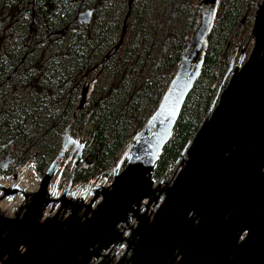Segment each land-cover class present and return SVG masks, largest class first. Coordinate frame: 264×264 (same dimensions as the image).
I'll return each mask as SVG.
<instances>
[{"label": "water", "instance_id": "obj_1", "mask_svg": "<svg viewBox=\"0 0 264 264\" xmlns=\"http://www.w3.org/2000/svg\"><path fill=\"white\" fill-rule=\"evenodd\" d=\"M218 4L198 0L176 70L112 166L111 182L88 179L76 192L75 172L92 161L83 156L88 143L74 137L71 127L96 76L82 84L37 188L16 183L23 168L12 173L9 185L0 182V200L14 201L17 194L22 199L11 203V212L0 209V264H214L217 256L225 264L231 248L217 247L219 231L243 224L244 215L264 214V0L254 13L253 44L229 62L226 84L219 86L208 114L177 156L179 170L169 179L154 175L201 74ZM93 11L76 12V20L90 22ZM69 160L73 169L59 192L60 163ZM8 162L4 158L1 165ZM116 243L125 245L118 258L111 253Z\"/></svg>", "mask_w": 264, "mask_h": 264}, {"label": "rangeland", "instance_id": "obj_2", "mask_svg": "<svg viewBox=\"0 0 264 264\" xmlns=\"http://www.w3.org/2000/svg\"><path fill=\"white\" fill-rule=\"evenodd\" d=\"M182 1L111 0V2L108 1L107 3L104 0L79 1L85 7H95L92 13L94 15L87 25L88 28L92 27V33L94 31L99 32L98 34L93 33V35H90V45L94 48L93 52L97 53V56L92 61V67L88 72L76 73L80 87L83 83L88 82L90 78L96 76L92 91L87 101L83 104V108L77 112L73 126L71 127V133L74 137L88 143L83 150V156H88L90 130L92 128L90 112L86 110L88 100L92 96L98 95L100 87L111 80L107 69H103L104 65H110L113 62L115 63L117 59H121L120 74L122 73L125 76V81L127 82L126 86H123L119 93L121 102L124 101L128 93L134 88H148L149 82L155 73L157 62L160 60L163 61L169 55L173 56L175 54L176 44L183 42L182 44L184 45L188 41L192 31L191 29L189 33H186L190 17L184 6L176 9L177 5H182ZM190 1L198 4V0ZM259 1L256 0V3L251 7L246 4L243 5V2L239 1L236 6V10H241V14L230 19L229 22H233V25L227 28L226 39L223 41L224 43L216 55L217 65L215 71L218 72V77L211 101L216 97L219 86H224L229 78L230 73L227 74L226 71L231 59L234 58L236 62L241 48H244L245 52L248 53L253 44L251 27ZM144 3L146 4L145 7H143ZM25 5L23 9L25 16L30 20L33 14L36 18V22L33 25L32 19L27 22L28 27L30 25L32 27L24 31L28 37L25 42L19 40L17 42L14 40L8 42V39H11L12 36H7L4 27L0 29V37H5L1 39L0 51L1 49L7 48L15 55L14 67L6 75H0V142H2V148L0 149V182L9 185L11 183L12 173L23 168L17 180L19 181L24 174V179L22 180L24 183L26 181L25 174L28 173L30 175V181L25 182L24 187H35L33 189H36L44 169L55 156L60 146L62 139L61 132L65 126L61 121V116L55 115L52 120L49 118V115L56 108L64 107L69 97H71L74 105L69 109L67 121L69 122L72 118L74 107L80 98V88L78 87L77 92L69 95L68 88L65 90L59 89L56 81H45L46 75L40 74L41 68L46 65L47 60L50 58L54 59L56 68H60V72L66 74L65 78L69 76L70 72L74 73V65L67 58L55 56L54 43L56 41V35L45 26L42 17L36 15L35 4L30 5V2H27ZM102 5L104 8H102ZM83 7L82 9H84ZM218 9L219 4L217 12ZM98 13L102 17V22L97 27L98 22L94 25V21ZM132 25L135 26V31L142 25L144 31L138 41L134 53V55L136 54L134 61L132 60L134 55L132 58L126 55V51L135 34V31L132 34L129 33ZM12 27L15 28V24ZM216 29L217 27L214 30L212 27V38L215 37L214 32ZM13 44H16V47H22L17 50ZM128 58L131 60H128ZM100 60L104 62L101 64ZM27 71L32 74L30 78L24 75ZM30 81H34V84H31ZM195 84H197V80ZM49 86H52V90L55 91L54 95L58 96V93L61 94L60 96L62 97L59 96V98L64 99L62 103L52 105L53 103L48 100L45 92ZM155 92L156 88L152 89V96L155 95ZM149 105L150 101L146 105L147 109L150 108L151 105ZM8 109H11L13 112L8 120L10 127H7L4 123L2 125V122L7 117L4 111ZM208 111L209 107L203 113V117L208 114ZM16 120L20 122L21 132H16L15 130L13 124ZM127 143L128 141L118 150L117 157L111 160L107 168L103 171L93 170V173L89 175L88 179H92L94 184H99L100 182L105 183L106 179L109 178L112 166L119 161ZM40 156H43L46 161V166L42 172L38 169V164L41 160ZM4 158L9 159L6 166L1 165ZM177 165H179V161L175 157L169 160L168 165L160 169L157 175L156 173L154 175L158 179L171 176L177 168ZM60 167H62V174L58 181L59 192L67 185L73 169L70 160L64 165L63 161H61ZM87 180L73 181L72 188L78 192L81 187L86 185ZM33 189L30 188V190ZM68 195H71V191ZM18 198L19 194L14 197L15 200ZM1 202L9 204L10 200L2 198L0 200ZM6 209L8 212L12 211L10 206Z\"/></svg>", "mask_w": 264, "mask_h": 264}, {"label": "trees", "instance_id": "obj_3", "mask_svg": "<svg viewBox=\"0 0 264 264\" xmlns=\"http://www.w3.org/2000/svg\"><path fill=\"white\" fill-rule=\"evenodd\" d=\"M79 1L80 0H0V29L4 27L7 36H12L11 39H8V42L12 40L15 42H17V40L25 42L28 38L24 31L27 30V28L29 30V27L32 26L30 25L28 27L27 22L32 19L33 25V20L36 22V18L32 14L29 20V18L25 16V13H23V9L27 2H30V5L35 4L36 15L42 17L45 26L49 25V29L56 35V41L54 43L55 56L67 58L74 65V73L70 72L69 76L65 78L66 74L60 72V68H56L54 65V59L50 58L47 60L46 65L41 68L40 74L46 75L45 81H56L59 89L65 90L68 88L69 95L77 92L78 87L81 89L78 79L76 78V73L88 72L92 67L93 59L97 56V53L93 52L94 48L90 45V35H93V33L98 34L99 32L94 31L92 33V27L88 28L87 23L76 20V12L81 10L84 5L79 3ZM107 1L108 0H104L105 3H107ZM239 1L243 2V5L246 4L249 7L256 3V0H220L217 16L213 24V30L216 27L217 29L214 32V38H212V32L208 36L209 45L205 53L203 71L197 79V84H195L189 92L175 124L174 133L164 146L161 156L157 161L155 169L156 175L159 173L160 169L168 165L169 160L178 156L179 152L192 137L204 118L203 113L208 109L211 103V97L218 77V72L215 71L217 65L216 55L218 51H220L224 43L223 41L226 39L227 28L233 25V22H229L230 19L241 14V10H236ZM181 3L182 5H177L176 9L184 6L185 10L188 12L190 22L188 23L186 33H189L192 29L198 7L196 3L194 4L190 0H183ZM145 5L144 3L143 7H145ZM102 8H104V6ZM97 22L98 27L102 22V17L99 13L96 15L94 25ZM13 24H15V28L12 27ZM134 31L135 26L132 25L129 33L132 34ZM143 32L142 25L135 31L132 42L126 51L128 57L132 58L134 55L138 41L142 37ZM4 38L5 37H0V43L1 39ZM221 39L222 41H220ZM182 43L183 42H178L176 44V50L173 56L169 55L163 61L160 60L157 62L155 73L149 82L148 88H134L128 93L123 102H121L119 93L123 86H126L127 82L125 81V76L122 73L120 74L121 59H117L115 63L113 62L110 65H104L103 69H107L111 76V80L100 87L99 94L92 96V98L88 100L86 107V110L90 112L92 125L89 139L90 147L87 157L92 163L75 172L73 176L74 182L87 180L89 175L93 173V170L103 171L107 168L111 160L117 157L118 150L123 144L129 141L136 130L142 127L145 118H147L157 106L160 96L176 70L180 49L183 45ZM15 45L16 44H13L17 50L22 47H16ZM135 56L136 54L132 58L133 61ZM128 60L131 59L128 58ZM14 65V53L10 52L7 48L1 49L0 75H6ZM24 75L29 78L32 76L29 71ZM30 83L34 84V81H30ZM154 88H156V92L155 95L152 96L151 91ZM45 93L48 96V100L53 103L52 105L62 103L64 100L63 98H59L61 95L60 93L57 94L58 96L54 95L55 91L52 90V86H49ZM149 101L151 106L149 105L150 108L147 109L146 105ZM73 105L72 98L69 97L65 106L56 108L50 113L49 118L53 120L55 115H59L62 117L61 121L65 125L68 121L69 109L73 107ZM4 112H6L7 117L2 122V125L4 123L7 127H10L8 120L13 112L11 109ZM144 113L146 114L143 115ZM19 124V120H16L13 124L16 132H21L22 130ZM1 144L2 142H0V149L2 148ZM40 158L38 169L42 172L46 166V161L43 156H40Z\"/></svg>", "mask_w": 264, "mask_h": 264}, {"label": "flooded vegetation", "instance_id": "obj_4", "mask_svg": "<svg viewBox=\"0 0 264 264\" xmlns=\"http://www.w3.org/2000/svg\"><path fill=\"white\" fill-rule=\"evenodd\" d=\"M239 219L244 223L219 231L217 247L231 248L225 264H264V214H249ZM214 264H220L218 256Z\"/></svg>", "mask_w": 264, "mask_h": 264}, {"label": "built area", "instance_id": "obj_5", "mask_svg": "<svg viewBox=\"0 0 264 264\" xmlns=\"http://www.w3.org/2000/svg\"><path fill=\"white\" fill-rule=\"evenodd\" d=\"M92 7V6H91ZM85 8V7H84ZM101 64H102V60H101ZM223 87V86H222ZM219 90V88H218ZM218 94V92H217ZM217 96V95H216ZM179 170V165H177V168L175 169V171H173V174L171 176H168V177H162L164 179H169V178H172L174 177V175L177 173V171ZM112 176H113V171H112V168H111V172H110V175H109V178L106 179L105 183L103 182H100L99 184H109L112 180ZM158 179V178H157ZM94 184V183H93ZM16 200L14 199L13 202H15ZM16 203V202H15ZM11 205V204H10ZM50 208V205L46 208L45 210V213L47 212V210H49ZM132 222V221H131ZM127 233V231H126ZM125 251V245L123 243H116L115 245L112 246L111 248V253L114 254V256L116 258H118L119 256H121Z\"/></svg>", "mask_w": 264, "mask_h": 264}, {"label": "bare ground", "instance_id": "obj_6", "mask_svg": "<svg viewBox=\"0 0 264 264\" xmlns=\"http://www.w3.org/2000/svg\"><path fill=\"white\" fill-rule=\"evenodd\" d=\"M21 175V174H20ZM20 175H18L17 176V179L20 177ZM26 175V181L25 182H27V181H30V175L28 174V173H26L25 174ZM16 179V183H18V185L19 186H21V187H24L25 185H24V183L22 182V180L24 179V174L21 176V178H20V180L18 181ZM30 188H35V187H30ZM30 188H28L27 186H26V189H28V190H30ZM22 201V199H21V196L19 195V198L15 201V202H21ZM15 202H13L12 200L9 202V204H6V203H0V209H4V210H7L6 208H8L9 206H10V204L11 203H15Z\"/></svg>", "mask_w": 264, "mask_h": 264}]
</instances>
